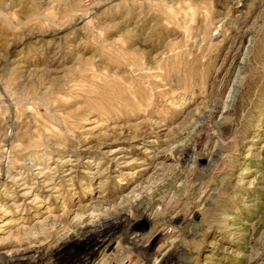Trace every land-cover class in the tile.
<instances>
[{
  "label": "rangeland",
  "instance_id": "374dc122",
  "mask_svg": "<svg viewBox=\"0 0 264 264\" xmlns=\"http://www.w3.org/2000/svg\"><path fill=\"white\" fill-rule=\"evenodd\" d=\"M112 220L71 264H264V0H0V264Z\"/></svg>",
  "mask_w": 264,
  "mask_h": 264
},
{
  "label": "bare ground",
  "instance_id": "6f19581e",
  "mask_svg": "<svg viewBox=\"0 0 264 264\" xmlns=\"http://www.w3.org/2000/svg\"><path fill=\"white\" fill-rule=\"evenodd\" d=\"M178 150L179 151L183 150V147L182 148L179 147ZM14 180L19 182L23 189H28L26 193L21 194V196L24 197V200H25V196H27L28 198L30 197L31 194H34L33 188L41 189L42 187L47 186L48 188L46 190H51V189H55V191L59 190L58 187L53 185L54 182H56V180L49 176H32V177L29 176L25 178H14ZM31 180H34L33 186L30 185ZM35 200L38 201L40 199L39 197H36ZM120 229H121L120 223L116 222L115 220H112L109 222L107 221V223L102 224L101 226H98L95 229L82 232V234L78 238H74L71 240L72 243L70 242L67 243L68 245L64 247L63 257L60 258V260L56 264L73 263L72 261L75 260L74 258L78 256V254L74 253L75 251L74 248H80V250H82L83 248H87V247L96 248L105 245L108 242V240H111L118 233Z\"/></svg>",
  "mask_w": 264,
  "mask_h": 264
}]
</instances>
